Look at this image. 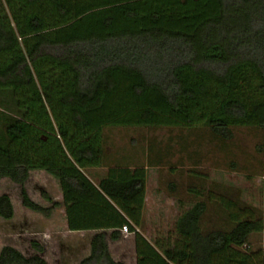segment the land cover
<instances>
[{
  "label": "trees",
  "instance_id": "obj_1",
  "mask_svg": "<svg viewBox=\"0 0 264 264\" xmlns=\"http://www.w3.org/2000/svg\"><path fill=\"white\" fill-rule=\"evenodd\" d=\"M161 125L196 131L220 155L217 168L264 172L263 156L235 136L264 141V0H0V181L49 218L60 204L34 202L26 184L34 170L59 180L69 231L98 232L80 264H124L108 239L125 227L137 264H264V250H244L264 233L263 213L193 168L161 176L182 212L172 231L145 235L154 158L111 153L104 129ZM202 149L189 153L196 167ZM94 170L104 174L94 180ZM14 214L1 195L0 217ZM31 245V256L5 246L0 264H49Z\"/></svg>",
  "mask_w": 264,
  "mask_h": 264
},
{
  "label": "rangeland",
  "instance_id": "obj_2",
  "mask_svg": "<svg viewBox=\"0 0 264 264\" xmlns=\"http://www.w3.org/2000/svg\"><path fill=\"white\" fill-rule=\"evenodd\" d=\"M104 134L107 138L108 151L111 153L118 151L125 152L126 155L137 154L140 158L139 164L146 166L151 164L148 158H154V166L149 168L147 221L144 229L149 239L155 238L158 233L166 234L172 231L182 212L177 201L168 196L165 188L160 186L161 176L165 178L164 172L172 167L178 169L184 167V170L193 168L203 174L208 173L210 180L226 184L233 190L236 198H240L248 206L259 209L264 215V172L259 176H250L245 172H233L230 169L215 167L216 161L221 159L220 155L216 149L214 150V146L203 144V141L204 147L199 146L196 143L199 139L196 131L175 125L109 126L104 129ZM261 135L242 129L235 136L241 142L240 149H247L249 155L256 154L263 156L264 159V141L259 144ZM198 146L203 148L205 153L196 167L190 163L189 153L198 150ZM160 154L163 157V165L157 164L155 160ZM189 175L187 172L183 179L185 184L192 182ZM53 178L46 172L34 173L27 185L28 193L34 202L45 208L53 207L54 203L60 204L53 209V216L50 219L23 206L19 185L8 178L0 181V196L9 195L15 211L12 220L7 221L0 217V252L5 246H13L23 254L31 256L36 254L32 242H39L45 247V257L50 264H56L57 261L61 264H77L85 257L88 251V235L71 233L65 228L63 199ZM43 193L47 194L51 201L45 199ZM190 206L191 204L185 206V209ZM128 244L126 243L125 246ZM112 249L114 251L116 247L113 246ZM244 250H264V233L254 234Z\"/></svg>",
  "mask_w": 264,
  "mask_h": 264
},
{
  "label": "crops",
  "instance_id": "obj_3",
  "mask_svg": "<svg viewBox=\"0 0 264 264\" xmlns=\"http://www.w3.org/2000/svg\"><path fill=\"white\" fill-rule=\"evenodd\" d=\"M43 172H45V171H39V170L31 171L30 178L32 177V175L34 173H43ZM97 173H98V175H97ZM46 174L49 177L53 178V176L49 175L48 173H46ZM92 174H93V179L95 180V175L96 176H100V175H103L104 173L101 174L98 171L95 172V170H94ZM30 178H29L28 182L30 181ZM53 179L56 181V183H57V185H58V187L60 189L62 199H63V194H62V190H61V186H60L59 180L56 179V178H53ZM28 182L26 184V187L28 185ZM218 183L220 185L219 187H220L221 193L223 191L226 193V190H227L228 186L226 184H224V183L222 184V182H218ZM147 201H148V187H147L146 204H147ZM62 207H63V220H64V225H65V228L69 231L64 204H63ZM52 216L49 217V218H47V219L52 218ZM69 232H71V231H69ZM71 233H80V234L88 235V237H87V239H88V251H87V254L85 255V257H83L77 263V264H80L82 260H84L85 258H87L90 255V253H91V239L98 232L97 231H83V232H71ZM107 233H110V231H107ZM126 243H129L128 246H125ZM130 244H131V246H130ZM108 245H109V249H110L111 255H112L113 259L116 262H122L124 264H137L136 247H135V235L133 233L126 232V231L122 230V237H121V239L118 240V241H113V240H111L109 238L108 239ZM113 246L116 247V249L114 251L112 249ZM45 253H46V251H44V253H43L42 256L46 259ZM46 261L49 263V261L47 259H46ZM56 264H61V262L57 261Z\"/></svg>",
  "mask_w": 264,
  "mask_h": 264
},
{
  "label": "built area",
  "instance_id": "obj_4",
  "mask_svg": "<svg viewBox=\"0 0 264 264\" xmlns=\"http://www.w3.org/2000/svg\"><path fill=\"white\" fill-rule=\"evenodd\" d=\"M123 230H124V231H126V232H128V229H127V227H125Z\"/></svg>",
  "mask_w": 264,
  "mask_h": 264
}]
</instances>
